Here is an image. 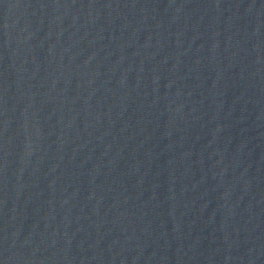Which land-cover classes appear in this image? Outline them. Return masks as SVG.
Segmentation results:
<instances>
[{
	"label": "water",
	"instance_id": "water-1",
	"mask_svg": "<svg viewBox=\"0 0 264 264\" xmlns=\"http://www.w3.org/2000/svg\"><path fill=\"white\" fill-rule=\"evenodd\" d=\"M0 264H264V0H0Z\"/></svg>",
	"mask_w": 264,
	"mask_h": 264
}]
</instances>
